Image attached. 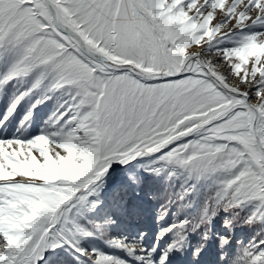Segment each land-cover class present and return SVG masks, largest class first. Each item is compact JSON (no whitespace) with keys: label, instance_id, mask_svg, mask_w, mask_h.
<instances>
[{"label":"snow or ice","instance_id":"1","mask_svg":"<svg viewBox=\"0 0 264 264\" xmlns=\"http://www.w3.org/2000/svg\"><path fill=\"white\" fill-rule=\"evenodd\" d=\"M250 25L264 28V0H0V60L12 57L0 71V93L13 80L23 85L33 77L14 95L0 125L45 82L49 91L72 90V103L53 113L56 131L0 139V168L7 173L0 179V264H40L47 251L64 246L85 264H130L83 247L90 237L105 239L139 264H157L159 242L173 234L158 258L167 264L189 233L199 237L194 260L215 237L219 264H264V239L253 238L229 257L231 235L212 227L223 211L230 214L224 219L230 233L247 204L253 207L244 223L264 225V52L250 54L253 47L264 49V31L242 36L235 47L213 49L218 38ZM49 98H36L20 124ZM69 149L84 153L88 164L47 181L26 174V164L59 160ZM145 156L162 161L148 171L167 172L168 179L176 176L169 166L197 181L219 177V189L198 213L160 228L151 250L142 246L143 232L135 242L109 236L107 228L118 223L113 214L94 218L103 211L98 188L113 166ZM141 185L129 173L114 192L113 207L141 214L140 201L150 194ZM195 188L183 187L166 204L186 200ZM157 211V222L169 213L164 205ZM62 220L65 226L57 229Z\"/></svg>","mask_w":264,"mask_h":264},{"label":"rangeland","instance_id":"2","mask_svg":"<svg viewBox=\"0 0 264 264\" xmlns=\"http://www.w3.org/2000/svg\"><path fill=\"white\" fill-rule=\"evenodd\" d=\"M222 2L223 0H221V3ZM181 22H183V20H181ZM191 27L194 29L195 25ZM260 31H264V28H261L259 25H250L242 30H235L228 36L218 38L217 41L213 42V49L235 47L242 36ZM257 52H264V49L253 47L250 54H256ZM179 55L185 56V49H179ZM11 60V55L0 60V71L5 70ZM220 67L222 68L223 66ZM32 79L33 77H29L27 82L23 85L20 81L13 80L4 87L3 92L0 93V118H2L3 114L7 111L8 104L14 98V95L18 94V91H22L29 87ZM48 87V82H45L42 88L34 91L25 98L22 105L19 106L14 115L10 117L9 121L0 125V139L29 140L37 135L50 133L59 128V125L55 128L51 126L52 121L55 119L53 113L57 112L61 104L67 107L68 104L72 103V90L66 87L56 91H49ZM44 96L50 98L43 100L41 104L32 109L33 115L30 121L22 126L20 120L34 103L35 99H43ZM60 111H63V109H60ZM57 115H59L58 112ZM65 119H67V117ZM61 123L64 122L61 121ZM77 155L82 159V163H77ZM87 164L88 159L84 153L77 154L69 149L68 155L66 157H61L59 160L48 159L44 164H39L34 161L31 164H26L25 167L28 169L27 175L37 176L47 181L55 178L52 175L53 173L56 174V177H59L62 172L68 174L70 169H82ZM162 164V161H156L155 156L139 157L127 165H114L113 167L115 170H110V174L101 182L98 188V196L95 198L103 202V211L94 214V218L99 221L105 213H111L118 219L117 224L107 228L109 236L126 237L129 242H135L140 238V234L143 232L145 235L142 240V246L145 249L151 250L156 244V234L160 228L166 227L170 223H178L186 217L195 216L200 210L204 200L212 196L219 189V184L217 182L219 177L206 176L197 181L194 176L189 178L187 171L174 168L173 166H169V170H174L176 176L171 179H168L167 172L155 175L148 171V169L151 168L161 167ZM18 171L20 170L18 169ZM129 173L138 175L142 180L141 187L150 193L148 196L142 197L140 203L143 211L139 215L125 214L118 208L113 207L114 192L119 186L125 185L128 182ZM6 176L7 173L0 168V179H4ZM191 184H196V188L192 195L188 196L186 200L178 201L176 204H166V200H168L170 196L174 197L183 187ZM151 193H155V199H153ZM123 198L127 199V197ZM161 205L167 207L169 213L162 221L157 222L156 216L159 214L157 210L160 209ZM252 207L251 204H247L242 209L238 210L240 212L239 219L233 223L230 233L224 229V219L230 214L221 211L213 218L212 227L214 233L231 235V245L228 249L229 257L239 254L242 247L247 245L249 241H252L253 238H256L257 241L259 239H264V232H261L264 225L258 223H244V220L250 215ZM174 213L176 214L175 216L173 215ZM2 223H4V219L0 218V224ZM64 226V221L62 220L61 224L57 225V229ZM11 227H16V225H11ZM67 227H71V224H68ZM174 238L173 234H169L159 242L153 254V259L157 261V264L161 252L167 250V245L171 243ZM9 239L10 243H15V238L10 237ZM198 239L197 233H189L188 242L184 244L180 251L174 250L173 253L170 254V259L167 264H219L218 252L220 249L215 237L206 246L200 257L197 260L193 259L192 248L196 245ZM237 241L241 243L238 244ZM82 246L96 248L102 252L127 259L130 261V264H139L134 258L129 257L125 251L117 249L114 246H109L107 241L101 237H90L86 240H82ZM40 264H85V261L83 257H78V254L71 248L64 246L55 251H47L44 255V259L40 261Z\"/></svg>","mask_w":264,"mask_h":264},{"label":"bare ground","instance_id":"3","mask_svg":"<svg viewBox=\"0 0 264 264\" xmlns=\"http://www.w3.org/2000/svg\"><path fill=\"white\" fill-rule=\"evenodd\" d=\"M58 162V161H57ZM62 162V161H61ZM61 167V166H60Z\"/></svg>","mask_w":264,"mask_h":264},{"label":"water","instance_id":"4","mask_svg":"<svg viewBox=\"0 0 264 264\" xmlns=\"http://www.w3.org/2000/svg\"><path fill=\"white\" fill-rule=\"evenodd\" d=\"M214 75H215V74H214ZM131 162H132V161H131ZM131 162H130V163H131Z\"/></svg>","mask_w":264,"mask_h":264}]
</instances>
